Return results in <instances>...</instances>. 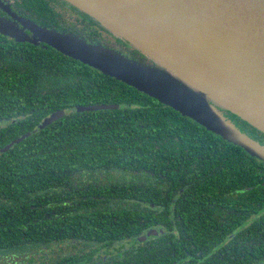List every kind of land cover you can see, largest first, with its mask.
Segmentation results:
<instances>
[{"label":"trees","instance_id":"obj_1","mask_svg":"<svg viewBox=\"0 0 264 264\" xmlns=\"http://www.w3.org/2000/svg\"><path fill=\"white\" fill-rule=\"evenodd\" d=\"M56 2L99 26L62 0L17 6L37 25L76 35L63 29ZM92 105L117 108L75 110ZM60 110L67 113L38 129ZM227 116L264 144L262 134ZM0 121V264H88L114 251L116 264H182L180 254L186 264H264V163L138 90L43 44H2ZM226 193L261 218L243 244L201 245L197 258L181 229L191 236L207 224L194 211L225 206Z\"/></svg>","mask_w":264,"mask_h":264},{"label":"water","instance_id":"obj_2","mask_svg":"<svg viewBox=\"0 0 264 264\" xmlns=\"http://www.w3.org/2000/svg\"><path fill=\"white\" fill-rule=\"evenodd\" d=\"M62 1L146 60L42 27L9 11L16 22L0 18V33L17 43L43 44L114 78L264 163V145L227 116H235L264 136V0ZM114 108L92 105L75 110ZM66 113L51 114L38 129Z\"/></svg>","mask_w":264,"mask_h":264},{"label":"flooded vegetation","instance_id":"obj_3","mask_svg":"<svg viewBox=\"0 0 264 264\" xmlns=\"http://www.w3.org/2000/svg\"><path fill=\"white\" fill-rule=\"evenodd\" d=\"M17 1L19 0H0V18H4L11 22H16L8 13L9 11L10 13H13L19 17L28 18L31 20L32 19L31 17L25 15L22 12L23 8L17 6ZM56 7L60 10V12H63L66 15V18L65 19L63 18V22H64L63 29H65L66 31L73 32L76 35H79L88 40H94L103 43L105 45H109L112 48H116L117 50L123 52L125 55L132 57L134 59L145 60L144 56L140 55L137 51L132 49L128 44L112 36L106 30L100 28L97 25H89L87 22L88 19H86V17L76 13V11H73L71 8L67 7L63 3L56 2ZM17 25L20 27L19 23H17ZM7 43H16V42L10 39L9 37L3 36L0 33V49H1L0 66H2V44H7ZM240 125L243 126L242 124ZM1 127H2V121H0V128ZM259 140L262 141V143H264L263 138L259 137ZM182 192H183L182 190H179V194H181ZM233 198H235V195H232L231 193H226L225 206H218L212 203L209 204L207 207L203 206L202 209L204 211H202L201 209L200 211H197L196 209L194 211L195 213L194 215L196 218L195 220L206 218L208 220V223L205 224L204 222H202L199 226H195L194 233H192L191 236H189V233L185 229L183 228L181 229V234L185 236L184 239L186 240L184 242L190 244V246L192 247L191 250L194 249V251H196L197 258H199L201 254L204 255L203 250L199 247L201 245L223 244L225 246V245H230L231 243L236 244L237 242H241L243 244L245 240L246 228L250 227L251 224L256 222L257 220H260L261 218L260 211L258 213H255V217H252V213H248L246 208L237 207L233 205L232 204ZM184 200H185L184 198H180V201L184 202ZM175 201L176 200L173 199V203ZM161 207L163 211L168 209L172 210L174 208V206L172 205H170V207H167L166 205H161ZM184 216L185 213L182 210V207L180 206V210L179 213L176 214V218L179 219L181 227H183L182 220ZM256 227L258 231H260L259 227L257 226V223H256ZM151 236H156V232L155 234H152L148 237ZM147 238L141 236L139 238L141 240L140 243L146 242L145 240H147ZM242 244H240V247H242L241 246ZM195 246H198V248H196ZM126 248L127 249L129 248V250H131L132 248L131 244L124 242L123 251L126 250ZM109 249H110L109 251L114 250L112 247ZM119 256L120 254L115 253V251L111 253H100L97 256H94V258L88 264H113V263L116 264ZM177 259L182 260V264H186L188 262L187 260H183L184 256L181 254ZM199 263L201 264V261H199ZM172 264H177V262L174 261ZM258 264H262V263L259 262Z\"/></svg>","mask_w":264,"mask_h":264},{"label":"rangeland","instance_id":"obj_4","mask_svg":"<svg viewBox=\"0 0 264 264\" xmlns=\"http://www.w3.org/2000/svg\"><path fill=\"white\" fill-rule=\"evenodd\" d=\"M27 33V31H25ZM28 34V33H27ZM11 39V38H10Z\"/></svg>","mask_w":264,"mask_h":264}]
</instances>
